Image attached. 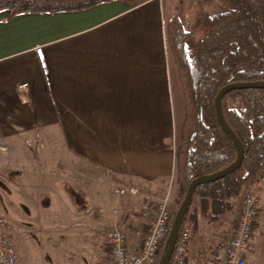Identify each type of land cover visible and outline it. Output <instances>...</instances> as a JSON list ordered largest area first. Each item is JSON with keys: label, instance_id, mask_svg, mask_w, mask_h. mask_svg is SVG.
Listing matches in <instances>:
<instances>
[{"label": "crops", "instance_id": "crops-1", "mask_svg": "<svg viewBox=\"0 0 264 264\" xmlns=\"http://www.w3.org/2000/svg\"><path fill=\"white\" fill-rule=\"evenodd\" d=\"M179 1L114 0L84 10L15 15L0 10V161L11 152L17 160L23 138L41 133L63 151L69 178L102 169L140 194L175 205L185 98L166 20ZM107 189L89 194L104 199ZM137 199L128 194L127 204L137 210L127 228L132 247L140 244L137 230L144 231L155 213L142 217ZM107 214L119 218L118 211Z\"/></svg>", "mask_w": 264, "mask_h": 264}, {"label": "rangeland", "instance_id": "rangeland-1", "mask_svg": "<svg viewBox=\"0 0 264 264\" xmlns=\"http://www.w3.org/2000/svg\"><path fill=\"white\" fill-rule=\"evenodd\" d=\"M234 7L228 0H180L176 9H168L171 15L167 17L166 24L172 16L177 15L190 32L189 44L194 47L207 34L202 26L204 16ZM23 140L25 146L23 150L17 149V160L11 152L12 158L8 157L11 156L8 153L5 156L7 158L3 157L0 161V211L10 222L20 254V264H105L110 253L108 233L116 227L115 223L122 221L130 226V223L136 221L133 213L137 210L130 207L131 203L127 204L131 192L138 197L134 206L140 207L142 212L145 205H149L147 209L150 213L158 203L166 202L174 214L180 206L181 191L177 181L174 186L178 187V200L172 206L163 196L155 201L148 196L149 193L134 191L127 183H119L102 169L88 168L83 174L78 171L72 175L73 178H69L71 175L64 166L63 151L52 146V137L37 133L25 136ZM54 142L60 145L58 139ZM179 142L180 134L177 148ZM253 182L240 197L230 199V210L223 212L217 220L211 219L202 210L198 196L195 198L191 214L187 217L191 231L188 264H223L225 248L232 235L243 194L251 189ZM101 186L108 188L109 192L104 199L99 200L97 195L89 194L90 189ZM171 186L168 183L167 189H171ZM83 203L87 205L85 210L73 213L75 207L79 208ZM108 211L114 213L113 217L118 211L119 218H112L107 214ZM141 216L148 218L151 215ZM153 216L152 221L155 218ZM263 221L264 189L255 248L247 264H264Z\"/></svg>", "mask_w": 264, "mask_h": 264}, {"label": "trees", "instance_id": "trees-1", "mask_svg": "<svg viewBox=\"0 0 264 264\" xmlns=\"http://www.w3.org/2000/svg\"><path fill=\"white\" fill-rule=\"evenodd\" d=\"M110 1L114 0H0V10H8L11 15L54 13L84 10ZM118 1L134 5L144 0ZM228 1L235 7L204 16L202 26L207 34L194 47L189 44L190 32L177 15L166 24L185 98L184 123L176 150L181 202L194 179L214 174L237 159V149L217 119L215 97L219 90L230 83L264 81V0ZM222 109L243 143V162L224 178L196 188L179 232L187 224L197 196L202 210L217 220L230 210V199L240 197L264 168V88L232 90L223 97ZM167 237L156 264H160L167 249Z\"/></svg>", "mask_w": 264, "mask_h": 264}, {"label": "built area", "instance_id": "built-area-1", "mask_svg": "<svg viewBox=\"0 0 264 264\" xmlns=\"http://www.w3.org/2000/svg\"><path fill=\"white\" fill-rule=\"evenodd\" d=\"M263 189L264 169L257 175L251 189L243 194L236 223L225 248L223 264H247L249 255L254 251ZM121 192L124 193L123 190ZM148 206L145 205L141 215H149ZM154 210V220L144 231L138 229L136 232L140 237V244L137 246L129 245L128 223L122 221L115 223L116 227L108 233L110 253L109 261L105 264H156L163 241L171 229L173 218L166 202L158 203ZM262 228H264V221ZM190 232L189 226L185 224L179 232L170 264H188ZM0 264H20V254L10 222L1 211Z\"/></svg>", "mask_w": 264, "mask_h": 264}, {"label": "water", "instance_id": "water-1", "mask_svg": "<svg viewBox=\"0 0 264 264\" xmlns=\"http://www.w3.org/2000/svg\"><path fill=\"white\" fill-rule=\"evenodd\" d=\"M244 88H264V81L230 83L222 87L215 97V110H216L217 119L223 131L226 133V135L230 138V140L235 145L237 149V153H238L237 159L234 163H232L228 167L214 174L198 177L189 184L185 197L180 203V206L172 221V226H171V229L167 237V249L163 255V258L160 264H170L171 263V258H172L173 251H174L177 239H178L179 231L185 219L188 207L190 206V203L192 202V199L194 197L196 188L202 183L217 181L219 179L224 178L225 176L229 175L230 173L238 169L243 162V158L245 154L243 143L238 138V136L234 133V131L231 129L230 125L227 123L224 117L223 109H222V100H223V97L228 92L232 90L244 89Z\"/></svg>", "mask_w": 264, "mask_h": 264}]
</instances>
